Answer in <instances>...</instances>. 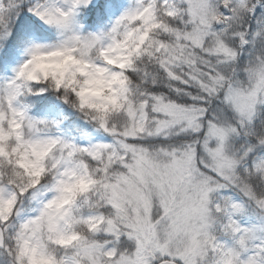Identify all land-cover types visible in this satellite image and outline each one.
I'll list each match as a JSON object with an SVG mask.
<instances>
[{"label": "snow or ice", "instance_id": "snow-or-ice-1", "mask_svg": "<svg viewBox=\"0 0 264 264\" xmlns=\"http://www.w3.org/2000/svg\"><path fill=\"white\" fill-rule=\"evenodd\" d=\"M0 264H264V0H0Z\"/></svg>", "mask_w": 264, "mask_h": 264}, {"label": "rangeland", "instance_id": "rangeland-1", "mask_svg": "<svg viewBox=\"0 0 264 264\" xmlns=\"http://www.w3.org/2000/svg\"><path fill=\"white\" fill-rule=\"evenodd\" d=\"M127 3V0H124ZM121 9L117 8L114 9L111 13L107 16L103 17L102 20L98 22L92 23V29L95 30L98 24H107L110 22L111 19H115L116 16L120 14ZM44 32L48 33L51 29H42ZM19 62V60H17ZM230 102L241 112H246L248 109L256 103V99L252 94L245 95L239 91H234L230 94L229 98ZM204 109L198 105H192L189 108L186 118L191 121V123L195 124L196 121L199 119L200 116L203 115ZM229 125L223 120L218 121V124L212 126V131H216L218 128H225L227 129Z\"/></svg>", "mask_w": 264, "mask_h": 264}, {"label": "trees", "instance_id": "trees-1", "mask_svg": "<svg viewBox=\"0 0 264 264\" xmlns=\"http://www.w3.org/2000/svg\"><path fill=\"white\" fill-rule=\"evenodd\" d=\"M79 19H80V22H81V23H84V24H85V26H86V28H87L88 30L92 27V23H93L92 20H87V21H85L83 16H81ZM42 31H43V30H42ZM43 32H44V31H43ZM44 33H45L46 37L49 38L48 42H51L52 40L55 39V33H54V30H51V31L48 32V33H46V32H44Z\"/></svg>", "mask_w": 264, "mask_h": 264}]
</instances>
